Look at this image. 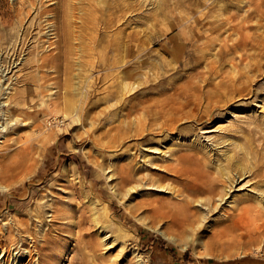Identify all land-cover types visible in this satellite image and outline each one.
<instances>
[{"label":"rangeland","instance_id":"1","mask_svg":"<svg viewBox=\"0 0 264 264\" xmlns=\"http://www.w3.org/2000/svg\"><path fill=\"white\" fill-rule=\"evenodd\" d=\"M21 1L0 0V19L2 14H10L13 8L19 7ZM109 1L110 9L106 12L100 10V19L93 31L97 35L100 32L98 39L101 42H108L107 48L104 46L107 53L111 43L118 39L130 41L133 51L131 66L136 67L134 72L149 70L143 78L142 75L136 76L141 77L142 82L135 86L134 92H149L155 96L149 106L144 104L149 112L145 117L132 115L134 125L130 128L134 131L149 125L152 114L159 116L162 122L171 121L174 127L159 129L157 124L146 140L135 141L136 137L131 134L125 144L108 142L105 134L112 136L111 128L120 120L115 115L106 121L109 108L98 100L105 93L104 86L109 85V78L103 83L97 81L96 91L90 96L95 102L89 107L93 109V116L98 115L97 120L91 119L93 125L86 126L83 119L76 121L75 111L68 113L64 110L58 113L61 120V115L65 116L64 122L57 124L53 121L52 108L49 109L51 115L42 123L33 125L38 126L36 128L27 127L16 133L8 124L9 129L0 139V151L16 149L17 157H10L5 162L20 157L18 154L22 151L19 149L25 146L26 137H29L26 144L31 147L33 160L28 163L32 165L31 169L13 184L9 191L11 196L6 189L0 192L1 244L8 245L7 225H13L15 219L28 221L31 225L36 220L37 210L42 209L45 219L42 233L51 230L57 240L47 246L53 249L48 256L49 264H136L138 256L144 264H264V201L258 203L255 200V197L264 198L260 196L264 190V0ZM165 12L170 19L164 23L166 31L162 36L159 22ZM104 13L109 15L106 21L101 18ZM206 13L220 15L217 19L205 18V22L217 23L218 32L212 31L213 34L200 45L186 41L181 46V34L187 31L186 26L191 27L196 17ZM183 17L187 19L183 20ZM12 27H6L4 31ZM90 39L86 35L84 41ZM203 43H209L211 47L206 52V59L220 45L233 46L230 55L218 66L219 71L228 74L226 78L219 73L205 79L189 77L185 73L193 66L204 71L208 68L205 60L199 64L190 62L185 68L178 67L173 61L172 57L177 58L178 63L182 58L181 61L187 59V52H200ZM134 51L137 52L134 54ZM26 58L23 55V61ZM148 58L151 64L142 70L137 69ZM86 60L83 56L82 61ZM2 61L0 57V69ZM69 62L72 65L74 61ZM99 65L87 73L90 93L95 77L103 78L111 72ZM231 65L238 70L237 75L232 72ZM49 78L46 84L57 82L52 74ZM10 82L5 83V88ZM222 84L227 89L212 90ZM12 85L9 89L14 88ZM26 89H29L26 96L33 98L36 88L28 84ZM173 95L182 96L176 98L177 107H159L160 102ZM185 95L189 98L188 104L184 101ZM56 100L62 109L61 94ZM39 102L33 98L30 104ZM25 109L33 111L32 108ZM111 109L115 110V107ZM139 120L142 125H136ZM35 131L40 133H32ZM18 135L24 140L14 143L12 140ZM44 137L53 140L35 141ZM7 144L12 145L10 149H6ZM128 144L132 149L122 155ZM244 150L252 155L253 161L244 160V169L240 171L235 167L242 161ZM171 151H176V155L185 160L179 162L176 157L171 158ZM133 158V167H140L135 178L142 177L146 182L143 187L138 186L123 195L118 170ZM143 163L146 166H142ZM166 166L174 168L175 175L187 182L169 179L164 174ZM151 178L162 179L161 188L147 185ZM132 186L136 187L132 183L127 188ZM207 189L209 193H206ZM23 193H29L30 198L23 199ZM243 194L248 198H241ZM221 197L223 200L219 202ZM183 201L190 203L187 207L193 221L190 225L183 223ZM24 202L26 205L21 207L20 203ZM18 206L21 215L15 211L7 213L9 208ZM93 206L99 215L97 221L93 220L96 216L92 217ZM103 207L107 209L106 213ZM110 221L127 229V236L122 241L110 230L102 232V227ZM225 227H234V231L219 240L216 234ZM30 245L33 242L28 238L23 246L19 243L18 247L24 253L20 262H15L12 256L16 252H12L13 247L12 254H5L0 249V256L5 255L0 264H26L29 260L31 264H38V254ZM29 250L31 259L27 256Z\"/></svg>","mask_w":264,"mask_h":264},{"label":"bare ground","instance_id":"2","mask_svg":"<svg viewBox=\"0 0 264 264\" xmlns=\"http://www.w3.org/2000/svg\"><path fill=\"white\" fill-rule=\"evenodd\" d=\"M25 3H27L26 6ZM109 3V0H23L20 2L19 7L11 10V15L9 13L2 14L0 19V27H2L0 34V57L3 60L0 69V139L9 129L6 127L8 124H10V127L14 128L16 133L27 127L31 129L38 127H33V125L36 122L42 123L45 117L51 115V112H49V109L51 108L54 112L53 121H56L57 124L64 122L63 119L65 116L61 115L62 120L58 118L59 111L64 110L68 113H73L75 111L77 113L76 121L83 119L86 121V126L89 124L93 125L91 119L94 117L97 120L98 115L93 116V109L89 107L90 104H94L95 102L90 99V96L96 91L97 81L103 83L108 78L109 80L107 83L109 81L110 83L107 86H104L103 84L105 93L102 97H99L98 100L106 103V108H109L105 115L106 121L113 119L115 115H118L120 118L118 124L111 128V131L114 134L112 136H109V133L105 134L108 142L113 145H120L121 143L125 144V140L129 139L128 137L131 134H134L136 137V139H133L135 141L146 140L149 138V135H151L150 131L155 129L157 124L159 129L174 127L171 121L170 123L166 121L162 122V119L158 118L159 116L152 114L149 116V125L135 128L134 131L130 128V126L134 125V123L131 122L132 115L139 114L137 116L145 117L149 112H147V106H144V104L149 106L152 101L151 99L155 96L149 92H134L135 86H139L142 82L141 77L136 76L142 75L143 78V76L149 73V70L139 73L134 72L136 67L131 66L130 57L133 54V51L131 45H129L130 41L118 39L114 43H111L110 51L107 53V49H105L104 46L107 48L108 42H105L104 40L101 42L98 39L100 38V32H98L97 35V33L93 31L95 23L100 19V17H98L100 10L104 12L109 10ZM102 15L103 17L101 18H103L104 21L109 17L106 13ZM219 16V14L212 13L208 15V13H206L200 14L196 17L192 22V25H190L191 27L187 25V31L182 32L180 39L182 42L181 46H184L186 41L191 42L192 45H200L202 41L209 38L208 35H211L212 31H215L214 33L218 32L216 29L217 23L213 21L205 22V18L213 17L217 19ZM169 19L170 16L166 14V12L163 13L160 18L159 24L164 28H160L161 33H159L162 36L166 31L164 23L168 22ZM185 19H187V17H183V20ZM105 25L110 26L109 23H106ZM9 26H13L12 29L5 32L4 29ZM119 34L120 33H116V36L119 37ZM86 35L91 37L89 42L84 41ZM244 45L246 46V44ZM244 45L240 44L239 46L245 47ZM29 48L31 49L29 50ZM139 48L140 47H137V49ZM201 48L203 49L200 52L195 50L187 52V59L185 58L183 61H181L182 58L177 63V58L172 57L173 61L176 62L178 67H181L182 65V67L185 68L190 62L199 64L201 61L205 60L208 68L204 69V71H198L197 68L193 66L190 67L189 70H186L185 73H187L189 77L201 79L219 73L220 75L223 74L224 78H226L228 74L219 71L218 66H220L221 61L227 58L228 54L230 55L233 46L229 47L227 45H220L217 51L208 54L207 59L206 52H209V49L211 48L210 44L203 43ZM110 52L113 53L111 56H109ZM136 52L134 51V54ZM23 55L27 56L24 61ZM2 56L4 57L2 58ZM83 56L87 58L84 62L82 61ZM71 59L74 61L72 65H70L69 62ZM100 63L101 66L99 65ZM142 63L143 64L137 69L142 70L145 66L151 64V60L148 58ZM96 65H99L98 67H104L105 71L111 72L105 74L103 78L95 77L93 84L94 88L92 93H90L91 91L88 89L91 85L87 73L92 68L96 67ZM15 68L18 69L13 75L6 78V76L12 73ZM231 68L232 72L237 75L238 70L235 66L231 65ZM28 69L32 70L25 72ZM114 70L116 73L112 74V71ZM18 73L20 75H16ZM51 74L57 82L46 84L47 80L51 79L49 78ZM13 76H15L14 79H12ZM10 80L11 82L5 88V83ZM1 81L4 82L2 83ZM28 84L36 88L34 91L35 96L33 98H37L40 102L35 105L30 104L33 98L26 96L27 91L29 90L26 89ZM11 85L14 86V88L9 89ZM193 88L191 87V90H193ZM225 89H227V86L224 84L216 85L212 88L214 92H219ZM7 90L11 91L7 92ZM62 91H64V94H62ZM60 94L61 97H63L61 105L62 109L59 108L60 104L56 100L59 98ZM176 98H182V96L173 95L160 102L159 107L161 106L162 108L170 109L177 107L178 103L176 102ZM184 101L187 104L189 103L187 95H185ZM26 107L32 108L33 111H26ZM113 107H115V110L111 109ZM4 108H6L5 111ZM87 119L89 120L87 121ZM26 120L28 123H26ZM155 121H157V123L154 124L153 122ZM5 123V127H2ZM136 125H142V121L139 120ZM2 129L5 131L3 132ZM32 133L37 134L40 132L35 131ZM27 139H29V137L25 138L23 143L25 146L19 149L22 153L18 154L20 157L15 161L5 162V160L10 157H17V154L15 153L16 149L6 150V152L0 151V192H3L6 189L5 192L10 195L11 193H9V191L13 184L21 175L31 169L32 165H28V163H30L33 158L30 156L31 147L26 144L29 142ZM37 139H41L42 142L47 139L53 140L50 137H44L36 138L35 141H39ZM22 140L24 139L18 135V137L12 141L18 143V141L20 142ZM0 143H2V140H0ZM137 144L142 145V143L138 142ZM11 146L12 145L7 144L5 147L6 149H10L9 147ZM131 149L132 148H130L129 144L126 145L122 155L127 154ZM133 151H136V148H134ZM176 154V151H171V158L176 157L179 162L185 160L183 156ZM244 160H247L250 163L253 161L252 155L248 154L245 150L243 152L242 161L238 162L235 169L243 171ZM134 161V158L128 160L120 167V170H118L120 172L119 184L123 191V195L128 194L131 190H135L138 186L143 187V184L146 182L142 177L135 178L140 167H133L131 163ZM142 166H146V163H143ZM175 171L176 170L171 166L164 167V174H166L169 179H178L180 182L184 181L186 183L187 181L182 180L175 175ZM229 173L231 176L233 175L232 170L231 172L229 171ZM161 180L162 179L159 178H151L147 185L161 188L159 184L161 183ZM132 183L135 184L136 187L132 186L127 188ZM209 191L210 190L207 189L206 193H209ZM22 196L25 200L30 198L29 193H23ZM260 196L264 197V190L260 193ZM235 198L236 197L234 196L233 199L235 200ZM241 198H248V195L243 194ZM222 200L223 197L219 198V202ZM255 200L258 203H261V201H264V198L255 197ZM183 204V209L181 210L183 223L186 222V224L190 225L193 222L192 217L189 215V209H187L190 203L183 201ZM202 204L206 205L205 203ZM20 205L22 207L26 205V203H20ZM21 207L7 208V213L15 211V214H18ZM103 209L106 213L107 209L104 207ZM153 211L155 210L153 209ZM91 212L92 217L96 216L93 220L97 221L99 215H97L98 213L95 206L92 207ZM19 215L21 214L19 213ZM162 216L163 215H161V217ZM201 218L204 220V215ZM34 219L36 220L31 225H29L28 221H19L18 219L14 220L13 225H7L5 233L7 234L6 239L8 240V245H2L0 240V249H3L2 251L5 254H12L13 250L16 251L12 256L15 258V262H20L24 258V253L18 245L21 243V246H23L25 240L28 238L33 242V245H30V247H33V250L38 254L37 263L49 264L48 256L50 253H53V249L47 246L50 242L53 244L56 243V236L51 235V230L44 234L42 233V227L45 224L42 209L37 210ZM30 220H32V217ZM117 226V224L115 225V223L110 221L102 227V232L104 230H110L117 234L116 237L119 241H122L123 237L127 236L128 231L127 229H123V227ZM1 228L2 227H0V238L3 234ZM233 229L234 227L223 228L222 231L216 234V238L221 240L222 237L228 236L226 235L227 233L234 231ZM121 233L122 235H119ZM40 239L42 240L41 242L39 241ZM39 242L42 245H40ZM42 251L44 253H42ZM27 254L31 259V250L27 251ZM3 256L5 255L3 254ZM3 256H0V259H2ZM26 264H31L30 260ZM136 264H144L140 256L137 257Z\"/></svg>","mask_w":264,"mask_h":264}]
</instances>
